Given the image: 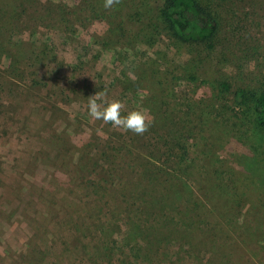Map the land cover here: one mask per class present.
Instances as JSON below:
<instances>
[{
    "label": "rangeland",
    "instance_id": "rangeland-1",
    "mask_svg": "<svg viewBox=\"0 0 264 264\" xmlns=\"http://www.w3.org/2000/svg\"><path fill=\"white\" fill-rule=\"evenodd\" d=\"M76 1L62 0L69 5ZM239 3L224 33L233 36L238 65L251 74L246 82L255 86L264 73V0ZM24 23L27 28L20 25L14 31L15 42L30 49L48 41L54 59H22L23 72L16 70L7 84L0 77V264H143L132 257L136 249L128 250L123 237L125 212L138 208L128 206L138 202L131 193L138 164L163 162L165 147L158 140L163 124L156 125L157 116L149 109L163 103L174 121L184 113L193 120L186 105L194 103L200 114V101L210 103V89L179 75L188 55L163 36L151 47L135 40L131 48L124 42L102 46L94 41L106 33L103 22L74 32L40 28L39 23L33 30ZM6 65L0 56V71ZM225 72L234 73L233 67ZM99 91L107 93L100 102H123L122 115L147 110L155 125L139 136L93 120L88 98ZM227 107L223 121L201 107V124L191 134L184 132L187 159L196 169L206 162L230 172L236 167L232 156L246 152L243 139L222 125L231 115ZM211 123L221 125L211 128ZM206 181L191 177L199 198L210 194ZM244 195L232 215L233 225L224 222L230 240L221 248L168 239L141 259L147 257L152 261L148 264H264V208L251 192ZM187 243L190 251L181 246ZM109 245V255L100 253Z\"/></svg>",
    "mask_w": 264,
    "mask_h": 264
},
{
    "label": "trees",
    "instance_id": "trees-1",
    "mask_svg": "<svg viewBox=\"0 0 264 264\" xmlns=\"http://www.w3.org/2000/svg\"><path fill=\"white\" fill-rule=\"evenodd\" d=\"M104 2L78 0L69 5L62 0H0V56L7 64L0 77L7 84L16 70L23 72L22 59L34 62L54 57L48 41L30 49L24 48L21 41L15 42L14 31L20 25L27 28L24 22L33 30L39 23L40 28L59 32H74L76 27L103 22L106 33L94 41L96 44L122 46L124 42L123 46L131 48V40H135L151 47L163 36L175 49H183L188 58L179 66L178 73L190 83L200 80L201 85H207L210 103L200 101V114L193 110L194 103L186 105L189 112L192 108L193 120L189 113H184L174 121L163 103H154L156 109H149L157 116L156 125L163 124L159 128L162 134L158 135L165 147L163 162L156 166L138 164L140 171L131 185V193L138 195V202L128 204L138 207V215L134 213L137 209L125 212L123 243L128 240V250L136 249L132 257L143 264L152 261L147 257L143 261L141 254H155L168 239L221 248L230 240L224 222L231 224L244 194L251 192L255 202L264 208V73L257 78V85L248 84L246 76L251 74L238 65L241 57L233 53V36L224 33L241 0H121L112 9H105ZM246 52L250 54L251 49ZM227 67H233L234 73H226ZM201 107L206 108L207 115L221 121L227 107L231 115L222 125L228 124L243 139L240 144L246 152L243 149L232 156L236 167L230 165V172L206 162L203 168L196 169L194 162L187 159L185 144L189 143L184 132L191 134L201 124ZM211 124V128L221 125ZM192 176L194 182L207 178L209 195H195L190 186ZM189 244H181L184 251L186 246L190 251ZM111 248L104 246L100 253L109 255ZM183 254L178 255L182 258Z\"/></svg>",
    "mask_w": 264,
    "mask_h": 264
},
{
    "label": "clouds",
    "instance_id": "clouds-1",
    "mask_svg": "<svg viewBox=\"0 0 264 264\" xmlns=\"http://www.w3.org/2000/svg\"><path fill=\"white\" fill-rule=\"evenodd\" d=\"M120 3L121 0H105L104 8L112 9L114 5ZM106 95V91H99L88 98V111L93 120L103 121L104 124H111L114 128L125 132L130 131L139 136H143L149 131L154 123V117L147 110H133L127 115H122L125 104L120 101L107 104L100 102ZM97 135L107 139L106 134L101 129H97Z\"/></svg>",
    "mask_w": 264,
    "mask_h": 264
}]
</instances>
